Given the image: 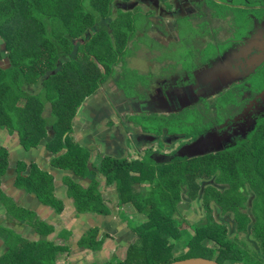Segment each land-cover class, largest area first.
<instances>
[{
  "label": "flooded vegetation",
  "instance_id": "obj_1",
  "mask_svg": "<svg viewBox=\"0 0 264 264\" xmlns=\"http://www.w3.org/2000/svg\"><path fill=\"white\" fill-rule=\"evenodd\" d=\"M214 1L224 6L230 4V0ZM243 2L242 6L234 4V10L246 9L251 11L252 7L248 6V0H243ZM260 2L264 5V0ZM117 5H114L116 8L114 13L118 12V8L123 10L124 13H134L136 15L138 22L135 37L129 41L140 40L139 36L144 38V32L138 33V31H142L144 29L142 27H146L147 40L152 42V45L148 47L149 49L147 48L145 53H142L144 50L141 49L134 50V44H128L127 51L134 52L132 59L142 56L144 61H147L145 63L150 70L155 64L148 56L158 54L159 57L156 61L162 68L178 66V69L170 76L171 80L166 76L168 69L163 70L161 75L149 73L148 76L152 80V84L145 87L140 85L126 90L127 86H124V83L118 86L117 84L109 86V84L104 85L103 83L94 95L103 106V101L98 94L104 92V89L110 90L109 101L115 113L108 115L106 120L112 119V123H115L114 127L123 125L128 132H130V129H139L141 132H146L145 135L155 138L154 141H149L145 138L148 141L146 143L150 144V147L148 151L143 153L144 157L141 156L138 159L142 160L149 157V160H152L155 164L158 163L167 167L176 165L180 169V173L187 174L183 179L180 178L181 180L176 181V184L172 182V189L170 190L172 197H176L178 190L174 185L180 187L182 201L177 204L176 213L172 216V219L175 223H179L184 233L183 254L196 253L200 249L207 250L212 244H214L216 251H221L223 245L220 242L229 239L235 242L236 238H238L250 248L249 254L254 260V264H264V196L257 193L251 185L253 182L251 179L245 182L244 187L239 190L241 202H238L240 197H237V199L229 197L228 194L231 192V187L221 181V175H210L211 177H209L206 174L207 170H198L197 168L201 162H204L211 169L212 165L216 166L221 163L220 160H214L209 163L204 159L209 155L220 156L223 152L234 147L238 140L246 139L247 133L251 131L253 124H255L251 113L257 108L260 109V105H264L263 92L262 95H255L253 101L246 105L245 111L236 118L231 119L226 114V118L221 119L220 111H223V105L219 101L225 97L224 94H229L228 92L232 90L233 85L236 86V83L244 82L249 87L251 75L262 70L259 67L250 74L256 66L264 63V23L261 25L254 24L252 32L251 30L249 31V26L242 30V34L245 33V35L240 36L238 43L245 50H248L247 53L244 52L240 58L237 57L238 59L232 58L234 60L231 59L232 61H228L220 68H206L211 65L209 59L214 58L215 52L213 51L215 48L220 49L221 46H224L232 39L235 40L234 36L230 39H224L217 32L206 30V27L215 25L216 21H229L232 18L231 12H227L221 18L217 17L220 11H215L207 0H122ZM250 15L248 14V16ZM208 19L210 20L209 22L206 21ZM194 21H198L201 24L200 28L194 26ZM186 22L190 24L188 29L184 26ZM248 22H251L250 18ZM196 30L199 31V34L194 37ZM149 33H151L153 39L149 38ZM206 35L210 37L207 41L208 45L199 53L193 47L196 41L201 40ZM184 44L191 51L189 55H186L182 50ZM132 45L134 48H132ZM2 50L0 51V67L4 69L10 68L12 63L9 53L4 46H2ZM166 56L167 59L164 61ZM67 60L70 61L71 58L64 56L59 60V70L62 69ZM122 68L131 70L135 67L132 68L129 63L123 61ZM137 69L133 71L136 74ZM222 72L225 74L224 78L221 77ZM25 90L32 95L39 94L41 100L45 103V108L39 120V126L42 127V130H37L38 133L34 134V139L26 140L17 128L10 129L0 125V149L8 153L7 172L16 163V157L11 156L9 149L20 147L24 152L30 153L43 145L48 148L51 158L55 156L54 161L62 157L56 158L62 154L61 151L56 153V147L59 143L58 139L65 132L71 130L70 123L60 124L57 117V115H68V95L60 96L53 102V94L43 82L39 85H28ZM130 91L139 92L140 96H127ZM141 95L144 96V99H142ZM87 98H92V96ZM87 98L82 101L81 105L85 103ZM160 98H165L164 101L168 106L164 105ZM261 98L262 100L259 101ZM127 101L135 102L134 108H125ZM143 104H146L148 108L141 106L135 108L136 105ZM153 106H159L161 110H169L171 112L167 113L164 111L161 114L143 113ZM124 108L128 114L121 111ZM229 108L230 106L228 110ZM186 110L199 114L202 117L201 124L198 125L196 122H192L187 126V129H182V125L179 122L170 121L174 116L186 115ZM214 110L218 111V114L215 115V120H213V114H211ZM135 112H137L136 115H131ZM14 125L21 130L23 128L28 132L30 130L31 132L34 131V127H29V122L20 123V125L15 123ZM129 136L131 135L129 134ZM129 140L130 138L125 142L128 153L132 149ZM169 140H171L170 145L168 144ZM25 141L29 148L24 145ZM106 158L108 157L104 156L103 160ZM20 168L17 165V169H15L16 174H18L17 188L26 192L24 190L25 187L19 185L20 174L23 178L31 179L41 171L36 167H33V170L31 168H27V170L22 168L23 171H20ZM195 177L196 179H194L193 183L192 178ZM0 198L10 216L15 220H19L22 216L14 208L11 199L2 194H0ZM229 206H232V209H229ZM236 207H238V212L234 213L233 210ZM260 212L263 215L262 221L258 217ZM233 214L237 216L234 217ZM0 226L4 228L0 229V232L6 233L9 231L2 224ZM170 243L174 244L175 242L170 241ZM225 248L227 249V247ZM204 258L213 260L210 257ZM218 259V261H213L219 264H227L222 261L224 257L221 252H218ZM233 260L235 258L232 256L231 261ZM228 264L232 263L229 262Z\"/></svg>",
  "mask_w": 264,
  "mask_h": 264
},
{
  "label": "trees",
  "instance_id": "obj_2",
  "mask_svg": "<svg viewBox=\"0 0 264 264\" xmlns=\"http://www.w3.org/2000/svg\"><path fill=\"white\" fill-rule=\"evenodd\" d=\"M119 1L122 0H0V51H3L2 46H4L12 63L10 68L0 67V125L10 129L17 128L26 140L33 139L34 134L38 133L37 130H42L39 120L45 103L39 94L32 95L25 90L26 86L39 85L41 82L50 89L53 94V102L60 96H69L68 115H57V117L60 124L71 123L82 101L93 96L105 83L108 76L110 77L114 73L115 67L123 63L127 56L128 42L135 37L138 22L136 15L124 13L118 8V15H115L114 5L118 6ZM207 1L215 11H220L219 7H222L237 12L236 18L240 12H247L246 9L234 10V4L242 6L243 0H230L228 6L221 5L214 0ZM248 2V6L252 8L263 5L260 0H248ZM251 12L257 17L264 14V9H252ZM219 13L217 17L221 18L223 14L221 11ZM90 45L102 47L103 51L93 55L89 51L86 55L84 52L79 53L81 49L89 48ZM80 46L84 47L80 48ZM108 51L111 54L104 56V52ZM64 56L70 57L71 60H67L59 70V60ZM92 57L100 64L92 63ZM96 65L103 68L105 76H101L102 71ZM260 72H264V69L251 75L249 87L244 82L232 86V90L228 93L232 92L238 99L227 110L229 118H236L242 113L244 105L253 101L255 95H262L264 76L261 77L258 84H255L254 87L257 89L251 87L252 83L257 80L254 78ZM67 84H69V88L66 89ZM262 96L264 97V94ZM261 100L262 98L259 99V101ZM235 108H238L239 111L232 114V110ZM251 114L255 124L247 133L246 139L238 140L234 147L223 152L220 156L209 155L204 159L209 163L214 160L221 161L216 166L212 165V169L207 168L206 174L209 177L221 175V181L231 187L229 197L232 199L240 197L238 202H241L239 188L244 187L245 182L251 179L253 181L251 185L257 193L264 196V105H260V109L257 108ZM27 122H29L30 128L34 127V131L28 132L22 127L21 130L14 125ZM24 145L29 148L26 141ZM64 148L68 152L54 160L53 166L60 170H72L78 176L84 177L91 174L88 168L90 155L86 150H76L67 142L66 145L60 143L56 153ZM137 163L138 161L129 164L126 161L119 162L106 158L101 162L100 172L108 178L109 183L118 182V176L120 180H123L121 170L131 184L137 182L143 186V184L153 183L151 180L153 177L146 181L141 171L136 172L140 174L139 177L128 178L130 171L136 170ZM7 169L8 153L0 149V180ZM20 171L23 169L20 168ZM186 175L182 172L178 174L181 177ZM158 176L159 185L162 187L171 188L172 182L176 184V181L179 180H175L169 173L168 175L158 174ZM43 179H46L45 182H47L48 174L39 172L31 179L23 178L20 174L19 185H23L26 192L40 193L41 191L35 183H38V180L43 181ZM143 179L144 181L141 182ZM121 182H125V180ZM69 186L72 191H77L75 184ZM174 186L177 190L179 189L178 185ZM46 188L48 190V186ZM89 193L93 194L94 192L90 189L87 194ZM158 195L159 197L164 196L162 200H159V204L157 203L158 206L169 203V199L165 196L167 194L158 192ZM139 196L133 195L130 202L135 205ZM81 197L83 196H78L76 200L79 208L83 209L82 200L84 197L82 200ZM180 198V193H178L175 201H172L173 211L177 206L176 203L182 201ZM123 200L128 201V198L125 196ZM57 209L61 210V205H58ZM156 212L155 207L146 212L145 216L149 223L143 227L145 235L139 234L142 236L141 243L128 252V259L121 264H172L186 260L177 257L175 250L177 245H180L183 253L184 233L181 232L179 223L170 221L168 218L170 214L162 217L160 221L154 215ZM169 237L176 245L170 243ZM47 246L44 248L40 260L33 264H55L57 248L50 244ZM0 264L14 263L9 262L7 258H2Z\"/></svg>",
  "mask_w": 264,
  "mask_h": 264
},
{
  "label": "crops",
  "instance_id": "obj_3",
  "mask_svg": "<svg viewBox=\"0 0 264 264\" xmlns=\"http://www.w3.org/2000/svg\"><path fill=\"white\" fill-rule=\"evenodd\" d=\"M252 9H264V5ZM247 13L258 18L251 11H247ZM254 54L256 53L254 52ZM131 67L134 66L131 65ZM260 67L264 69V63ZM122 70H125L122 68V64L115 67V72L110 77L108 76L104 85L117 84L118 86L124 83V86H127L126 90L140 85L145 87L143 85L145 83H122L119 81L120 76L117 78V72ZM137 75L146 79L143 73H137ZM111 76H115L116 79H112ZM103 91L98 94L103 101V106L100 104V100L95 98V95L92 98H87L74 115L70 123L71 130L65 132L59 139L57 137L58 146L60 143L66 145L69 142L76 150L84 149L89 153L88 168L91 174L84 177L76 175L79 177L76 180L71 175L74 173L72 170L57 169L52 165L55 156L51 158L48 148L43 145L30 153L24 152L20 147L9 149L11 156L16 157V163L11 166V169L1 180L0 194L11 199L14 208L20 212L22 217L19 220L13 219L6 211L0 198V225L9 229L6 233L0 232V259L7 258L14 264H20L22 261L24 263L21 264H33L40 260L44 248L50 244L57 248L55 264H121L128 259V252L141 243L142 236L139 234L145 235V232L137 231V229H143L149 221L141 212L136 211L137 203L134 205L130 201L135 194L140 195L138 202L142 194L147 195L150 190L156 192L154 184L148 183L143 186L137 182L131 184L122 170L120 172L125 182H121L123 180H120L118 176V182L109 183L108 178L101 174L100 169L104 152L105 154L110 152L112 155L122 158V160H118L115 157H109L115 161L135 163L136 161H129V157H144L143 153L150 147L144 137L150 139L151 136L145 135L144 131L140 132L139 144H136V148L133 146L131 152L128 153L125 142L133 137V134L125 131L123 125L114 127L115 123H112V119L106 120L108 115H112V106L109 101L111 94L109 89ZM131 95L133 97L140 96V93L130 91L127 96ZM141 97L144 99L143 95ZM104 101L109 103L111 108ZM134 103L127 101L125 108H134ZM140 106L148 108L146 104L136 105L135 108ZM125 108L121 111L128 114ZM159 108V106H153L143 113L158 114L156 111ZM136 114L137 112L131 115ZM129 134L131 136L128 137ZM129 142L131 143L130 140ZM61 152L65 155L68 151L64 148ZM17 165L18 168L21 167L24 170L27 168L33 170V167H36L42 174H48L50 181L45 182L46 179H43V181L38 180V183H35L40 189V193L23 192L17 188L18 174L15 172ZM123 166L126 167V165ZM51 167L56 168L58 172ZM136 172L130 171L128 178L139 177L140 174ZM183 178L184 176L181 177V179ZM47 183L48 185H46ZM70 184H75L77 191H72ZM46 186H48V190ZM90 189L94 192L93 194H87ZM171 189L169 188V190ZM162 193L167 194L165 195L169 199L167 205L171 206L170 209L173 211L172 201H175V197H172L173 195L166 190ZM81 195L84 197V199L80 198L83 199V209L79 208L76 200ZM125 196L128 201L123 200ZM161 198L163 199L164 196ZM157 203L155 201L154 207L159 214V209L167 205L158 206ZM58 205H61V210L57 209ZM168 218L174 222L172 216L169 215ZM142 219H144L143 224H141ZM0 229L4 228L0 226ZM168 240L173 241L171 237Z\"/></svg>",
  "mask_w": 264,
  "mask_h": 264
},
{
  "label": "rangeland",
  "instance_id": "obj_4",
  "mask_svg": "<svg viewBox=\"0 0 264 264\" xmlns=\"http://www.w3.org/2000/svg\"><path fill=\"white\" fill-rule=\"evenodd\" d=\"M219 9L223 15H225L227 12H232V14H231L232 18H230L229 21H227V22L216 21L215 25H209L208 27H206V30H213V31L217 32L219 35H221L222 37H224V39H230L232 36H234L235 40L232 39L230 42L226 43L224 46H221L220 49H222V50H220L219 48H215L213 51V52H215L214 58L209 59V62L211 65L206 67V68H213V67L220 68V67L224 66L228 61L234 60L232 58L238 59L237 57L240 58V56L244 52L247 53L248 50H245L244 47L238 43V39L240 38V36L245 35V33L242 34V30L246 29L249 26L250 27L249 31L251 30V32H252L254 30V24L261 25L262 23H264V15L262 17L257 16L258 18L261 17L260 19H258L252 15L248 16L247 12H240V14L236 18L237 12L231 11L229 9L222 8V7H219ZM114 14L118 15V13H116V12ZM249 18H250L251 22H248ZM236 20H237V22H236ZM206 21L209 22L210 20L208 19ZM184 26L186 29L190 28V24L188 22H186L184 24ZM194 26L196 28H200L201 24L198 21H194ZM142 28H144V29L142 31H138V33L144 32V38L139 36L140 40H132V41H129L128 44H134L135 48L132 45V48H134V50L141 49V50H144L142 53H145L147 48L152 45V42L147 40V35H146L147 28L146 27H142ZM198 34H199V31L196 30L194 37L197 36ZM148 36L150 39H153L151 36V33H149ZM216 37H218V35H216ZM211 38H212V35H211ZM209 39H210V37H208V35L204 36L201 40L196 41L195 46L193 48L195 50H198V52L200 53L201 50L205 49L206 46L208 45L207 41ZM82 47H84V46H80V48H82ZM182 50H183V52L186 53V55H189L191 53V51L188 49L186 44H184V47ZM87 51H89V53L92 55L93 54H99L100 52L103 51V48L102 47H94V46L90 45L89 48L81 49V51H79V53L84 52V54L86 55ZM219 52H222V53H219ZM110 54H111L110 51L104 52V56H108ZM133 55H134L133 51H127V56H126V58H124V62L129 63L130 65H133L135 68L131 69V70H122L125 72H122V71L117 72V78L120 76L119 81H121L122 83L123 82H126V83L131 82V83H136V84L145 83L143 85L150 86L152 84V80L148 76L149 73L152 72L155 75H161V74H163V70L168 69V73L166 74V76H168L167 78L169 80H171L170 76H172L175 73V71L178 69V66H174L173 68H171L169 66L167 68H162V66L160 64H158V62L156 61V59L159 57L158 54H153V55L151 54L149 56L148 55H146V56H148V58H150L152 61H154L155 66H152V68L149 70V67L145 63L147 61H144L142 56H138L142 60L141 61L138 57H134L132 59ZM166 59H167V56L164 59V61ZM91 62L94 64H100L98 61H95L93 57H92ZM96 66L98 67V69L100 71H102L101 76H105V75H103V73H105V72L102 70V67L99 65H96ZM259 67H260V65L256 66L254 71H251L250 74L255 72V70ZM136 68H138L137 73H143L146 78H148V77L149 78L148 79L140 78L135 72H133ZM70 75L72 76V73ZM263 76H264V72L258 73V76L254 78L255 80L256 79L257 80L254 81L253 83L251 82L253 84V85H251V87L253 88L256 83L258 84L259 81L261 80V77L263 78ZM111 78L116 79L115 76H111ZM158 79H159V77H158ZM67 88H69V84L66 85V89ZM254 88H256V87H254ZM224 95H225V97L219 101V103L223 105V111L222 110L220 111V115L222 116L221 119L226 118L228 107L231 104L236 103L237 99H238L237 97H235L232 94V92L230 94L225 93ZM244 107L246 108V105H244ZM245 108H243L242 112L245 111ZM189 110H186L187 111L186 115L174 116L171 118L170 121L171 122H179L182 125V129H187L188 128L187 126H189V124L192 122H196V124H198V125L201 124L202 117L194 111L189 112ZM238 111H239V109L235 108L232 110V114L238 113ZM211 114H213V120H215V115L218 114V111L214 110V112ZM129 161H138V163L135 166V169H136L135 171L143 172V175H144V178L146 181L150 180V177H153V178H151V180L155 186L156 192H154V190H150L147 195L142 194V197L140 198V200L137 202V205H136V211L141 212L143 214V216H145L146 212L150 211L151 208L154 207L155 201H157L159 204V200H162V198L159 197L158 192L162 193V191H161L162 189H164L163 191L166 190V191L170 192L169 188L162 187V185L161 186L159 185L160 180H158L159 179L158 174L166 175L171 170L169 175H172L174 177V179L176 180V179L181 178V176H178V174H180V169L178 167H176V165H172V166H168V167L167 166L158 167V165L155 164L152 160H149L148 157L143 158L142 160H140L138 158L129 157ZM197 168H198V170L203 169L204 171H206L208 166L206 164H204V162H201V163H199V166ZM155 176H156V178H155ZM194 179H196V177L192 178L193 183H194ZM143 181H144V179L141 182H143ZM241 189H242V187L239 188V190H241ZM177 193H180V187H179ZM175 199H176V197H175ZM179 203H180V201L177 202L176 204H179ZM170 207L171 206H169V205H167L166 207H162L161 209H159L160 213L158 214V212H156V213H154V215L157 216V219H160V221H161L162 217H164L168 214H170L171 216H174L176 213L177 206H175L174 211H171ZM237 208L238 207H236L233 210L234 213L238 212ZM229 209H232V206H229ZM233 216L236 217L237 215L233 214ZM258 217H260L259 219H260V221H262L263 215L261 214V212L259 213ZM143 223H144V219H142V221H141V224H143ZM138 230L144 231V229H140V228L137 229V231ZM181 232H182V229H181ZM171 234H173V233H171ZM227 236L230 238V236L228 234H227ZM220 243L223 245V247H221V251H216L214 244H212L207 250L200 249L199 252L190 253V254L189 253L183 254L181 252L182 247L180 245H177V247L175 248L176 255H177V257L185 258L186 260L187 259H198V258L210 257L211 259L218 261L219 260L218 259V252H221V254L224 257V259L222 261L227 263V264L229 262H231L232 264H254V260L250 257V254H249L250 248L242 240L236 238L235 242L229 239V240H223ZM174 245H176V244L174 243ZM225 247H227V249ZM177 250H179V251H177ZM232 256L235 258V260H233V261H231ZM221 264H223V263H221Z\"/></svg>",
  "mask_w": 264,
  "mask_h": 264
},
{
  "label": "water",
  "instance_id": "obj_5",
  "mask_svg": "<svg viewBox=\"0 0 264 264\" xmlns=\"http://www.w3.org/2000/svg\"><path fill=\"white\" fill-rule=\"evenodd\" d=\"M224 75L225 74H223L222 73V78H224ZM228 75V74H227ZM229 76V75H228ZM107 93H109V92H107ZM165 99V98H164ZM164 99H162V102H163V104L164 105H166V106H168V104L164 101ZM105 102V101H104ZM106 103V102H105ZM107 104V106L108 107H110L111 108V106L109 105V103H106ZM111 111H112V113H115V110H113L112 108H111ZM164 111L165 110H161L160 108L158 109V111H156V113H158V114H161V113H164ZM165 112H167V113H170L171 111H169V110H166ZM125 129V128H124ZM125 131H126V129H125ZM132 134H133V137H131L130 138V141H131V147H133V146H136V144L138 145L139 144V141H140V138H141V136L139 135L140 134V132L141 131H139L138 129L136 130V129H130L129 130ZM154 139L155 138H153V137H151L150 139H147V140H149V141H154ZM144 140H145V137H144ZM157 140V139H156ZM168 140V139H167ZM146 141V140H145ZM170 142H171V140H169V142H168V144L170 145ZM59 156H63V153L62 154H60V155H58V157ZM115 157V158H117L118 160H122V158H119V156L118 155H112L110 152H106V154H105V152H104V154H103V157ZM51 168H53V170L55 169L56 170V168H54V167H51ZM56 172H58V170H56ZM71 175L73 176V178L74 179H78L79 177H77L76 176V174L75 173H71ZM172 264H219V263H217V262H215V261H213V260H209V259H205V258H198V259H187V260H182V261H177V262H174V263H172Z\"/></svg>",
  "mask_w": 264,
  "mask_h": 264
}]
</instances>
